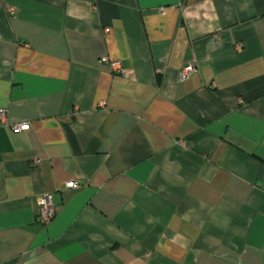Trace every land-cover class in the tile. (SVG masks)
I'll list each match as a JSON object with an SVG mask.
<instances>
[{
    "label": "crops",
    "instance_id": "crops-1",
    "mask_svg": "<svg viewBox=\"0 0 264 264\" xmlns=\"http://www.w3.org/2000/svg\"><path fill=\"white\" fill-rule=\"evenodd\" d=\"M0 264H264V0H0Z\"/></svg>",
    "mask_w": 264,
    "mask_h": 264
},
{
    "label": "built area",
    "instance_id": "built-area-1",
    "mask_svg": "<svg viewBox=\"0 0 264 264\" xmlns=\"http://www.w3.org/2000/svg\"><path fill=\"white\" fill-rule=\"evenodd\" d=\"M237 48H241L240 44H237ZM102 62H105L109 65L112 73L114 74H123L124 68L119 60L116 61H110L106 56H103L100 59ZM196 68L193 64L187 65L184 68H182L179 72L180 79H184L188 77L190 74L195 72ZM4 116L3 110L1 111V117ZM27 124H15L11 126V129L13 131H20L24 128H26ZM69 187L71 188H77L78 184L76 182H70ZM38 209L36 212V220L39 221L43 225H47L50 223L54 216L56 215L57 208L53 203L52 197L49 194L43 195L39 202H38Z\"/></svg>",
    "mask_w": 264,
    "mask_h": 264
}]
</instances>
